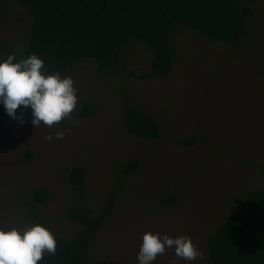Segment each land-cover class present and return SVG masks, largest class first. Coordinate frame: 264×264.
Instances as JSON below:
<instances>
[{"label": "rangeland", "instance_id": "374dc122", "mask_svg": "<svg viewBox=\"0 0 264 264\" xmlns=\"http://www.w3.org/2000/svg\"><path fill=\"white\" fill-rule=\"evenodd\" d=\"M232 1L247 22L238 50L174 28L172 72L159 79L150 69L151 51L130 41L115 71L101 74L90 60L74 65L67 76L77 104L69 118L51 127H33L30 117L0 122V228L35 224L29 204L42 187L49 194L39 207L42 219L70 240L80 227L69 211L84 204L96 218L118 185L114 209L90 243L92 264H137L145 232L188 236L203 253L192 264H210L208 236L248 191L264 188V0ZM29 23L17 0H0V59L12 53L22 59ZM126 96L158 121L162 139L127 131ZM80 105L91 106V115L78 116ZM192 134L194 144L183 143ZM132 160L139 168L126 177L120 167ZM77 165L85 170L81 190L68 180ZM168 195L173 203L161 204ZM172 259L167 249L153 264Z\"/></svg>", "mask_w": 264, "mask_h": 264}, {"label": "trees", "instance_id": "16d2710c", "mask_svg": "<svg viewBox=\"0 0 264 264\" xmlns=\"http://www.w3.org/2000/svg\"><path fill=\"white\" fill-rule=\"evenodd\" d=\"M30 18L22 58L35 54L45 69L67 75L80 60H90L105 74L120 65V49L130 41L139 42L152 53L150 69L159 79L172 72L174 28L194 30L206 40L220 42L238 50L246 29L244 12L232 0H17ZM19 60V59H17ZM122 119L127 131L141 140H160L163 131L151 115L132 107L127 96ZM17 112L20 111L18 108ZM78 116L91 115L92 107L80 105ZM26 109L24 118H29ZM10 119L0 106V122ZM195 135L183 141L194 144ZM139 168L137 160L120 167L126 177ZM85 170L74 166L69 182L81 190ZM116 185L107 195L96 218L84 204L70 210L68 218L79 225L72 239L56 237L54 255L44 254L37 264H92L88 258L90 243L109 219L118 196ZM49 198L45 188L31 195L29 215L46 228L39 207ZM170 195L161 204H172ZM210 264H264V188L250 190L240 205L227 216L206 240Z\"/></svg>", "mask_w": 264, "mask_h": 264}, {"label": "clouds", "instance_id": "9594fccd", "mask_svg": "<svg viewBox=\"0 0 264 264\" xmlns=\"http://www.w3.org/2000/svg\"><path fill=\"white\" fill-rule=\"evenodd\" d=\"M73 85L70 76L49 73L35 54L17 60L12 53L0 59V106L10 119L21 124L26 109L33 127H51L69 118L77 104ZM64 134L57 131L55 138L62 139ZM52 138L45 137L46 140ZM167 249L173 251L170 264H176L177 260L192 264L197 258H203V253L188 236L145 232L138 245L137 264H153L157 255H164ZM55 252L56 237L41 223L24 228H0V264H37L45 253L54 255Z\"/></svg>", "mask_w": 264, "mask_h": 264}]
</instances>
